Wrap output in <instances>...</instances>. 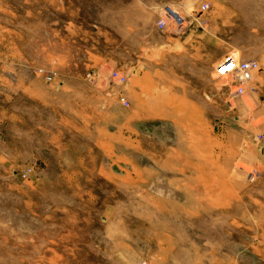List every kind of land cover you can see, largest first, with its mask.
I'll use <instances>...</instances> for the list:
<instances>
[{
  "label": "rangeland",
  "instance_id": "374dc122",
  "mask_svg": "<svg viewBox=\"0 0 264 264\" xmlns=\"http://www.w3.org/2000/svg\"><path fill=\"white\" fill-rule=\"evenodd\" d=\"M0 264H264V0H0Z\"/></svg>",
  "mask_w": 264,
  "mask_h": 264
},
{
  "label": "built area",
  "instance_id": "2783aa9c",
  "mask_svg": "<svg viewBox=\"0 0 264 264\" xmlns=\"http://www.w3.org/2000/svg\"><path fill=\"white\" fill-rule=\"evenodd\" d=\"M201 10L207 9L206 5H202ZM171 20H176L170 17ZM156 27L159 30H163L166 27V22L164 20H159L156 23ZM258 64L255 61H240L235 62L229 58L224 59L217 67L218 74L223 77L231 78L233 83L234 94L236 96H241L246 88V85L251 81L254 72L258 71ZM111 81L122 85L125 84L126 79L124 76L120 75L118 72H111ZM120 102L126 104V101L121 98Z\"/></svg>",
  "mask_w": 264,
  "mask_h": 264
},
{
  "label": "bare ground",
  "instance_id": "6f19581e",
  "mask_svg": "<svg viewBox=\"0 0 264 264\" xmlns=\"http://www.w3.org/2000/svg\"><path fill=\"white\" fill-rule=\"evenodd\" d=\"M168 11V10H167ZM169 12V11H168ZM171 14V13H170Z\"/></svg>",
  "mask_w": 264,
  "mask_h": 264
}]
</instances>
